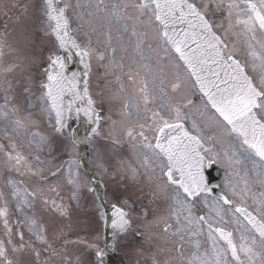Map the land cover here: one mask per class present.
<instances>
[{"label":"snow or ice","instance_id":"6c2138e0","mask_svg":"<svg viewBox=\"0 0 264 264\" xmlns=\"http://www.w3.org/2000/svg\"><path fill=\"white\" fill-rule=\"evenodd\" d=\"M0 7V264H108L130 231L150 264H264V0ZM81 145L143 197L102 201L94 235L74 214L95 191Z\"/></svg>","mask_w":264,"mask_h":264},{"label":"rangeland","instance_id":"374dc122","mask_svg":"<svg viewBox=\"0 0 264 264\" xmlns=\"http://www.w3.org/2000/svg\"><path fill=\"white\" fill-rule=\"evenodd\" d=\"M5 2V0H0V5H2ZM7 3L11 4L14 2H17V0H6ZM19 2H24V0H19ZM18 14V10L17 9H13L12 10V15H13V20L15 18V15ZM6 17H4L3 15V8L0 7V32L4 31V23L6 22ZM9 24V32H11L12 29V21H7ZM10 40L15 39V34H12L9 37ZM41 47H43L42 45H40V49ZM39 49V52H41ZM7 51V49L5 50ZM48 55L47 49L43 48V51L41 52V58H44L45 55ZM99 147L103 150V149H108L109 147V141L101 139L99 141ZM89 151H90V159L91 162L93 163V165L96 167V154L92 151L91 146L89 145ZM106 163L109 165V172H111L112 170V166L115 165L116 163V157H111L109 156L106 160ZM98 169V168H97ZM103 183L105 184V188H106V194L107 196H109L110 201L112 202V197L115 196H120V197H124V196H131L132 199L136 200L137 197H141V194L139 192H137L133 187H131V182L127 181V182H120L119 178H117V181H113L109 176H105L100 169H98ZM127 184L128 187H125L124 185ZM91 199V198H90ZM142 200V198H141ZM147 202V201H146ZM145 202V203H146ZM140 200H137V206L139 205ZM84 224H87L89 227H86L84 230L86 232H90L91 234H95V230L99 227L96 225L94 226V223H92V220L90 218V216L87 218L86 221H82ZM134 226L136 227V224L134 223ZM131 232V231H130ZM129 232V234L127 235V238L125 241L121 242L119 244V252L118 255L119 257L122 259V261H124L126 264H129L130 260L132 261H145L147 258H149V256L144 255L145 252L143 253V251L139 248L136 247L137 244L135 243L134 240H132L133 238V234H131ZM100 241L99 244H101V231H100ZM140 246V244H139ZM136 247V248H135ZM134 248V249H133ZM138 250L140 251V253H136L135 251ZM132 251V252H131ZM134 251V252H133Z\"/></svg>","mask_w":264,"mask_h":264},{"label":"water","instance_id":"95a60500","mask_svg":"<svg viewBox=\"0 0 264 264\" xmlns=\"http://www.w3.org/2000/svg\"><path fill=\"white\" fill-rule=\"evenodd\" d=\"M71 60H72V66L69 67L70 71L81 72L80 71L81 63L79 61V58L75 57V55H73V58ZM77 128L79 129V135L83 136L85 134L86 129L88 128V125L86 123H84V121H83V117H81V121H78V127ZM81 149H82L81 155L83 156V162H85L84 159H86V158H85V152H84L83 145H81Z\"/></svg>","mask_w":264,"mask_h":264}]
</instances>
